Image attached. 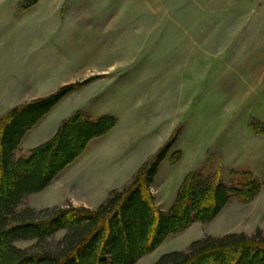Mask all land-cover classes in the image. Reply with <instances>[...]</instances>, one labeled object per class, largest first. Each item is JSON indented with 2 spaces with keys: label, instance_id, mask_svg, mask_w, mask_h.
<instances>
[{
  "label": "rangeland",
  "instance_id": "obj_1",
  "mask_svg": "<svg viewBox=\"0 0 264 264\" xmlns=\"http://www.w3.org/2000/svg\"><path fill=\"white\" fill-rule=\"evenodd\" d=\"M13 29L21 30L16 38L34 41L33 61L70 62L72 71L48 78L44 91L81 84L37 133L27 134L17 157L28 156L77 113L117 120L18 212L96 211L172 144L151 187L162 212L173 207L191 173L229 187L250 178L261 191L250 202L233 198L211 223L170 235L137 264L187 253L206 237L264 236V0H0V33ZM51 95H33L38 98L18 107Z\"/></svg>",
  "mask_w": 264,
  "mask_h": 264
},
{
  "label": "trees",
  "instance_id": "obj_2",
  "mask_svg": "<svg viewBox=\"0 0 264 264\" xmlns=\"http://www.w3.org/2000/svg\"><path fill=\"white\" fill-rule=\"evenodd\" d=\"M80 86H65L0 119V264H137L170 235L196 222L211 223L233 198L250 202L261 191V184L250 178L229 187L191 173L180 186L173 207L162 212L151 187L171 151L169 144L129 187L111 192L96 211L68 207L18 212L28 197L50 187L93 140L117 126L112 116L92 121L77 113L60 125L52 139L28 156L17 157L27 134ZM62 232L61 241L49 243ZM27 241L35 245L30 249L16 246ZM155 264H264V236L206 237L192 243L187 253L165 254Z\"/></svg>",
  "mask_w": 264,
  "mask_h": 264
},
{
  "label": "crops",
  "instance_id": "obj_3",
  "mask_svg": "<svg viewBox=\"0 0 264 264\" xmlns=\"http://www.w3.org/2000/svg\"><path fill=\"white\" fill-rule=\"evenodd\" d=\"M13 30L14 31L6 35V37L0 33V46H3L2 51H0V119L7 115L14 108L23 105L25 102L27 103L38 98H33V95L40 94L45 97L46 95L54 94L56 90L44 91L45 85L43 83H45V81L51 76L72 71L69 61H65L62 66L56 65V63L52 64L51 62L47 63V59L43 60V62L33 61L32 56L34 54V41L29 42L21 38H16V35H21V30H18L17 32L15 29ZM22 33L24 32L22 31ZM12 34H14V37H12ZM9 38L14 39V42H7ZM39 43L40 42H38L37 45L40 47ZM43 68H47L48 73L44 74V76L42 75ZM24 72L25 74H30V78L27 77V80H25V74L23 75ZM10 99H12V101H10ZM9 102H11L10 105H8ZM52 112L31 131L37 133V129H39L41 125H45L47 120H49V118L52 116ZM58 129L59 127L55 130V134L57 133ZM55 134H53L50 139H52ZM50 139H47L43 143L49 141Z\"/></svg>",
  "mask_w": 264,
  "mask_h": 264
}]
</instances>
